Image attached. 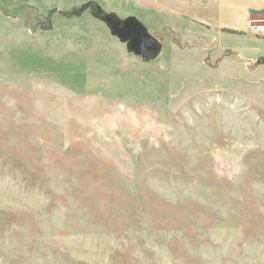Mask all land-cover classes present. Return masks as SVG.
<instances>
[{
    "label": "rangeland",
    "instance_id": "1",
    "mask_svg": "<svg viewBox=\"0 0 264 264\" xmlns=\"http://www.w3.org/2000/svg\"><path fill=\"white\" fill-rule=\"evenodd\" d=\"M174 10L0 0V264H264V35Z\"/></svg>",
    "mask_w": 264,
    "mask_h": 264
},
{
    "label": "crops",
    "instance_id": "2",
    "mask_svg": "<svg viewBox=\"0 0 264 264\" xmlns=\"http://www.w3.org/2000/svg\"><path fill=\"white\" fill-rule=\"evenodd\" d=\"M166 1L181 6V10H174L173 15H183L201 25L207 36L214 38L218 45L220 43V47H223L222 41H253L260 35L255 33L253 25L264 20V0Z\"/></svg>",
    "mask_w": 264,
    "mask_h": 264
},
{
    "label": "water",
    "instance_id": "3",
    "mask_svg": "<svg viewBox=\"0 0 264 264\" xmlns=\"http://www.w3.org/2000/svg\"><path fill=\"white\" fill-rule=\"evenodd\" d=\"M158 46L159 44L156 40L150 39L148 44L144 47L145 53H143V59L146 61L152 58L158 51Z\"/></svg>",
    "mask_w": 264,
    "mask_h": 264
},
{
    "label": "built area",
    "instance_id": "4",
    "mask_svg": "<svg viewBox=\"0 0 264 264\" xmlns=\"http://www.w3.org/2000/svg\"><path fill=\"white\" fill-rule=\"evenodd\" d=\"M254 30L256 34L264 35V26L254 27Z\"/></svg>",
    "mask_w": 264,
    "mask_h": 264
},
{
    "label": "trees",
    "instance_id": "5",
    "mask_svg": "<svg viewBox=\"0 0 264 264\" xmlns=\"http://www.w3.org/2000/svg\"><path fill=\"white\" fill-rule=\"evenodd\" d=\"M230 33V32H229ZM232 33V32H231Z\"/></svg>",
    "mask_w": 264,
    "mask_h": 264
}]
</instances>
